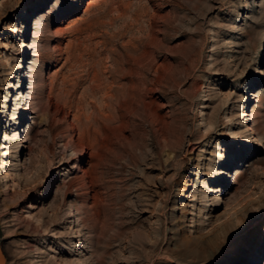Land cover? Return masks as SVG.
Returning <instances> with one entry per match:
<instances>
[{
    "label": "rangeland",
    "instance_id": "obj_1",
    "mask_svg": "<svg viewBox=\"0 0 264 264\" xmlns=\"http://www.w3.org/2000/svg\"><path fill=\"white\" fill-rule=\"evenodd\" d=\"M0 242L264 264V0H0Z\"/></svg>",
    "mask_w": 264,
    "mask_h": 264
},
{
    "label": "bare ground",
    "instance_id": "obj_2",
    "mask_svg": "<svg viewBox=\"0 0 264 264\" xmlns=\"http://www.w3.org/2000/svg\"><path fill=\"white\" fill-rule=\"evenodd\" d=\"M9 87L13 88L12 83L9 85ZM76 128H78L80 130L79 139H77V142H75L74 135H72L71 137L69 136L70 138L68 139V141H66L65 146L66 147H72V148L75 149L76 144H78V146H80V150L82 151L85 147H88V145L86 144V140H85V129H84V127L82 128V127H75L74 126L73 130H75ZM1 147L5 148L4 145H2ZM6 154L7 153H5V149H3L2 152H1V155L4 156ZM221 172L222 171H218V174H220ZM6 176H7V174H6Z\"/></svg>",
    "mask_w": 264,
    "mask_h": 264
},
{
    "label": "water",
    "instance_id": "obj_3",
    "mask_svg": "<svg viewBox=\"0 0 264 264\" xmlns=\"http://www.w3.org/2000/svg\"><path fill=\"white\" fill-rule=\"evenodd\" d=\"M0 264H7L6 255L3 251V247H2L1 242H0Z\"/></svg>",
    "mask_w": 264,
    "mask_h": 264
}]
</instances>
